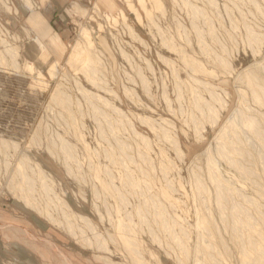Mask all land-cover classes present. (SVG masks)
<instances>
[{
  "label": "rangeland",
  "instance_id": "obj_1",
  "mask_svg": "<svg viewBox=\"0 0 264 264\" xmlns=\"http://www.w3.org/2000/svg\"><path fill=\"white\" fill-rule=\"evenodd\" d=\"M129 1L0 0V264H264V0Z\"/></svg>",
  "mask_w": 264,
  "mask_h": 264
},
{
  "label": "bare ground",
  "instance_id": "obj_2",
  "mask_svg": "<svg viewBox=\"0 0 264 264\" xmlns=\"http://www.w3.org/2000/svg\"><path fill=\"white\" fill-rule=\"evenodd\" d=\"M152 2H153V4H155V6H157V7H161V5L163 4L162 3V0H151ZM139 2H140V4H142L143 5V7H145V9L147 10V12H148V15L150 16V14H151V12L149 11V9H147V7H146V4H147V0H139ZM28 3V2H27ZM5 4H6V2H5ZM129 4H130V6H131V8L137 13V15H138V18H140V14H139V12L137 11V9L135 8V6H133L132 4H133V2H131V0L129 1ZM8 6V5H7ZM7 8V7H6ZM9 9V8H8ZM150 18V17H149ZM84 38L86 39V41L90 44L89 46L90 47H92V44H93V42H92V40H91V37H89V34H88V31L87 30H84ZM82 37V38H83ZM79 48V47H78ZM81 48V47H80ZM9 50V49H8ZM12 50V49H11ZM10 54V53H9ZM89 58H88V60H87V64H90V63H94L95 61H94V59L96 58V54L94 53V52H89V56H88ZM87 59V58H86ZM79 60V59H78ZM71 61V60H70ZM76 61V60H75ZM94 61V62H93ZM72 62V61H71ZM29 69H30V71H33V67L32 66H29L28 67ZM56 70V67H53L52 68V71H51V74L52 75H55V71ZM249 76H250V78L251 79H254L255 80V76H252V74L250 73V74H248ZM91 76V75H90ZM63 77V76H62ZM248 77V76H247ZM59 78V77H58ZM61 78V77H60ZM59 81H60V79H59ZM60 83V82H59ZM57 83V85H60V84H62V83ZM60 90V89H59ZM55 95H57V93H55ZM54 95V96H55ZM237 114V113H236ZM216 120V119H215ZM234 119H232L231 118V120H229L228 121V123L227 124H229L231 121H233ZM254 126V125H253ZM226 127H228V125H226ZM224 131H226V128L224 129ZM15 144V143H14ZM32 162V161H31ZM9 167V166H8ZM21 168V167H20ZM43 176V175H42ZM13 180V179H12ZM12 183V182H11ZM22 190V189H21ZM20 227V226H19ZM27 230V229H26ZM27 231H29V230H27ZM29 233H30V231H29ZM35 236V238L34 239H36L37 238V240H42V238L41 237H39V236H36V235H34ZM32 238H33V235H32ZM53 243V242H52ZM52 246H53V244H51ZM64 257H66L65 255H64Z\"/></svg>",
  "mask_w": 264,
  "mask_h": 264
},
{
  "label": "crops",
  "instance_id": "obj_3",
  "mask_svg": "<svg viewBox=\"0 0 264 264\" xmlns=\"http://www.w3.org/2000/svg\"><path fill=\"white\" fill-rule=\"evenodd\" d=\"M99 3H103V4H107L109 7L110 6V0H99ZM30 22L33 24V26L38 29L41 33H43V35H48V37L50 38V40L52 41L53 44H57L60 41V37L58 35H53L50 27L48 26L44 16L39 12H32L31 16H30ZM3 255V249H2V245L0 243V256ZM30 261L29 259H24L22 262H28Z\"/></svg>",
  "mask_w": 264,
  "mask_h": 264
}]
</instances>
